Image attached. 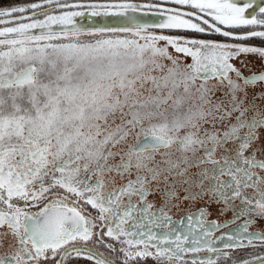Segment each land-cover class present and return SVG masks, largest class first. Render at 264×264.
Returning a JSON list of instances; mask_svg holds the SVG:
<instances>
[{
    "label": "snow or ice",
    "instance_id": "1",
    "mask_svg": "<svg viewBox=\"0 0 264 264\" xmlns=\"http://www.w3.org/2000/svg\"><path fill=\"white\" fill-rule=\"evenodd\" d=\"M0 264H264V0H0Z\"/></svg>",
    "mask_w": 264,
    "mask_h": 264
},
{
    "label": "flooded vegetation",
    "instance_id": "2",
    "mask_svg": "<svg viewBox=\"0 0 264 264\" xmlns=\"http://www.w3.org/2000/svg\"><path fill=\"white\" fill-rule=\"evenodd\" d=\"M258 43V42H257ZM179 217H177V219H178ZM257 229L256 228H253V229H250V231H256ZM253 251H257V252H259V251H262L261 249H255V250H253V249H248L247 250V253L246 254H250V253H252Z\"/></svg>",
    "mask_w": 264,
    "mask_h": 264
},
{
    "label": "water",
    "instance_id": "3",
    "mask_svg": "<svg viewBox=\"0 0 264 264\" xmlns=\"http://www.w3.org/2000/svg\"><path fill=\"white\" fill-rule=\"evenodd\" d=\"M96 20L97 23H102L103 21L101 20V18H94ZM85 24H87V21L85 20Z\"/></svg>",
    "mask_w": 264,
    "mask_h": 264
},
{
    "label": "trees",
    "instance_id": "4",
    "mask_svg": "<svg viewBox=\"0 0 264 264\" xmlns=\"http://www.w3.org/2000/svg\"><path fill=\"white\" fill-rule=\"evenodd\" d=\"M6 2H14V0H6Z\"/></svg>",
    "mask_w": 264,
    "mask_h": 264
}]
</instances>
